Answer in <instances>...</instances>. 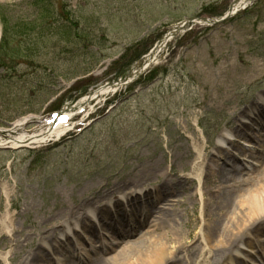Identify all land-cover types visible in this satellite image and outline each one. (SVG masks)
<instances>
[{"label":"rangeland","instance_id":"rangeland-1","mask_svg":"<svg viewBox=\"0 0 264 264\" xmlns=\"http://www.w3.org/2000/svg\"><path fill=\"white\" fill-rule=\"evenodd\" d=\"M48 2L53 4V19L75 31L84 29L87 37L74 34L72 40L64 41L57 34L45 32L40 36L38 31L27 36L7 35L2 16L10 26L42 20L35 18L37 11L31 7V0H0L2 129H9L28 117L31 122L24 129L35 130L53 113L77 105L81 98L121 73H129L134 64L127 63L150 51L173 24L190 22L163 46L153 63L132 84L91 100L80 114L73 113L74 127L68 126V134L27 148H0V218L13 217L14 227L22 232L20 237H14L17 250L13 242L0 247V264H23L19 259L34 250L40 242L39 236L48 232L45 225L54 220L58 230L52 244L59 248L45 246L47 261L42 264H62L64 260L77 264L91 258L99 247L93 239L97 232L104 245L114 238L111 230L102 226L105 216L114 212L97 216L93 210L86 211L88 221L82 225L70 221L63 232L60 224L66 209L77 206L93 191L94 185L116 180L122 184L129 177L142 175L153 162L167 171L171 156L176 158L173 166L177 172L183 166L190 170L194 159L189 157V150L194 145L207 146L221 135L226 136V123L235 118L234 114L264 95V0H247L244 10L212 26H203L200 19H219L235 0ZM55 25L54 28L58 26ZM245 133L250 131L243 127L240 133L227 137L233 142L225 146L229 154H213L212 171L229 169L233 152L239 168H258L256 162L239 154L243 149L264 150L258 144L251 146ZM243 143L250 146L244 147ZM244 173L241 176L248 178ZM180 175L196 179V186L189 192L182 193L175 187L170 190L178 192L175 200L183 205L160 195L151 196L149 201L157 209L164 207L176 212L178 223L192 220L193 215L202 221L203 204L211 198L201 196L203 171L194 174L185 171ZM208 186L212 195L220 187L217 179ZM251 188V184L247 185L243 192ZM92 199L91 196L89 200ZM121 205L124 208L126 204ZM151 220L153 217L141 232L152 231ZM226 222L220 219L219 225ZM7 226L9 234L10 224ZM174 227L184 231L177 223ZM72 229L77 233H72ZM169 231L170 228L151 232L147 238ZM195 239L189 241L183 234L179 239L173 236L163 241L169 247L187 242L201 248ZM126 245V242L118 243L115 253ZM259 250L264 256V229L247 245L235 249L234 257L221 263L253 264L257 260L256 264H264L257 256ZM15 253V261L9 260ZM184 255L183 252L179 259L168 264H191L185 262Z\"/></svg>","mask_w":264,"mask_h":264},{"label":"bare ground","instance_id":"bare-ground-1","mask_svg":"<svg viewBox=\"0 0 264 264\" xmlns=\"http://www.w3.org/2000/svg\"><path fill=\"white\" fill-rule=\"evenodd\" d=\"M113 91H115L113 87H101L100 90L91 93V97L94 99L99 98L101 95H107ZM88 102L89 100L83 99L80 101V104L85 103L86 105ZM81 108L79 106L76 111H69L71 113L74 111L78 112ZM263 113L264 95H259L257 100L253 101L249 107L235 113V118L226 123V136L221 135L218 141L211 142L207 146L194 145V148L189 150V157L194 159L193 167H190L191 171L183 166L177 172L174 169L175 166H173L176 158L171 156V163L167 171L161 170L158 162H153L142 175L136 174V176L129 177L122 184L116 182V180L115 183L106 182L102 186L94 185L93 191L88 196H84L77 206L74 205L73 208H68L63 212L64 221L60 224L62 225L60 229L63 231V228H66L65 224L73 220L78 225L84 224L89 219L86 211L93 210L97 216L114 212L115 215H108L106 217L107 220L105 219L106 221L104 222L105 225L107 224L106 229L111 230L114 238L104 245L100 241V238L97 237L99 236L97 232V236L95 234L93 239L95 242H98L99 247L93 253L94 255H91V258L87 257L77 262V264H168L179 259V256L183 252L185 253V262L191 264H197V262L199 264H222L221 260H225L228 257L231 259L230 257L233 256L232 254L235 249L239 248V246L247 245L255 234L264 229V150L254 149L253 151H245V149L241 148L243 150L240 151V155L256 162L257 164L255 165H259L258 168L251 169H248L247 166H244L243 169L236 166L237 157L232 155V165L229 169L221 171L220 168H217V171H212L214 166L211 164L213 162L211 157H213V154L220 156L225 154L227 156L229 153L225 146L233 143L227 137L240 133L243 127H253L251 128L252 133L248 137L251 146L258 144L259 147L264 148ZM65 115L61 114V117L58 116L57 120L53 122L49 121L38 125L32 131L24 129V124L27 121L30 122V118L28 117L15 122L7 130L0 128V147H27L29 145L45 143L49 138L54 136L58 137L62 133L61 127H63L65 120L68 118ZM242 119L248 120V123L250 121L249 124L251 126H248L247 122H241ZM196 141V139H193V142ZM243 146L250 145L243 143ZM233 153L235 154L236 152ZM201 170L204 175L200 185L203 191L201 196L209 195L211 197L203 204L202 221L193 215L192 220L178 223L179 216L176 212L164 207L157 209L149 201L151 196L159 197L160 195L161 197L171 198L172 202H176L180 206L183 205L182 202L180 203L175 200L179 197L178 192L174 193L170 192V190L175 187V190L176 188L181 189L182 193L189 192L192 187L196 186V179L193 176H182L180 173L189 171L190 174H194L195 171ZM244 171L245 176L248 178L244 179V176H241V173ZM213 176H216L214 181L212 180ZM250 176L253 177L251 178ZM216 179L220 187L212 195L208 185L210 181L215 182ZM250 184L253 188L246 189L243 192L245 186ZM126 189L127 192L124 193ZM241 192L242 194H239ZM91 196L93 199L89 200ZM192 197L193 195L189 198L191 199ZM236 197H238L237 200ZM122 203L127 204L126 206L129 204L132 206L131 212L125 217L127 219H124V213L118 214V208ZM55 217L58 218L59 215ZM150 217H153V220H151L152 231L141 232V230L149 225ZM220 219L227 220L225 225H219ZM109 220L111 221L109 222ZM175 223L184 231L175 230ZM7 224H10L9 234L7 233ZM45 226H47L48 232L42 235V237L39 236L40 242L35 244L34 250L32 251L31 249L32 252L30 251L25 256H22L21 259L18 258L20 262L22 260L23 264H42L43 261H47L45 246L52 249L59 248L54 243L52 244L56 237L55 232L58 230L57 220ZM167 228H170L171 231L166 232L164 235L161 233V235L153 239L147 238L151 232H160ZM70 231L73 233L75 229ZM21 233L14 227L13 217H9L8 219L0 218V247L13 242L14 249L17 250L18 242H14V237H20ZM138 234L137 238L130 240ZM183 234L185 235V239L189 241L196 238L195 241L200 243L201 248L194 245L195 243L191 245V243L187 244V242L183 245L179 244L169 247L163 241L167 238L171 240L173 236L179 239ZM215 237H218L217 241L214 240ZM42 241L43 243H41ZM123 242H126L128 245L115 253L118 243ZM184 245L188 247L185 248ZM110 251L114 252L111 256H108L111 254ZM107 253L108 255H106ZM103 254L106 256H103ZM257 256L263 263L264 256L260 250L257 251ZM15 258L16 253L9 260L15 261ZM210 260L211 262H209ZM256 262L253 264H256ZM62 264H69V262L68 260H64Z\"/></svg>","mask_w":264,"mask_h":264},{"label":"trees","instance_id":"trees-1","mask_svg":"<svg viewBox=\"0 0 264 264\" xmlns=\"http://www.w3.org/2000/svg\"><path fill=\"white\" fill-rule=\"evenodd\" d=\"M48 0H31V7H33L37 11L36 19L37 17L42 20V22L38 23L35 19H32L31 22H21V23H14V26H10V23L7 22L4 17H1V22L4 24V32L9 35H21V36H27L30 32L38 31V34L40 36H43L45 32H50L53 34L59 35L64 41H70L73 39V35L77 34L79 38H86V33L84 34V29H76L74 30L73 27L68 25H60L59 20H55L54 13L52 6L53 4L51 2H48ZM54 23H56L54 28ZM74 23V22H72ZM76 24V22H75ZM81 31V32H80ZM6 37V36H5ZM4 40V39H3ZM2 40L1 43L2 44Z\"/></svg>","mask_w":264,"mask_h":264},{"label":"water","instance_id":"water-1","mask_svg":"<svg viewBox=\"0 0 264 264\" xmlns=\"http://www.w3.org/2000/svg\"><path fill=\"white\" fill-rule=\"evenodd\" d=\"M241 2V0H235V3L234 4H232L229 8H228V13L226 14V16L224 17V18H221L220 20H217L216 22H222V21H224V20H226L227 18H229V17H231L232 15H233V10L235 9V7L237 6V4H239ZM206 21V19L205 20H203V22H205ZM180 28L178 27V26H175L174 27V30H179ZM172 33V32H171ZM173 34V33H172ZM162 42H160L159 44H158V46L161 44ZM138 66V65H137ZM127 78L128 77H126L123 81H121V83H125V82H128L127 81ZM121 83H118V84H113V83H111L112 85H116V86H119V84H121Z\"/></svg>","mask_w":264,"mask_h":264}]
</instances>
